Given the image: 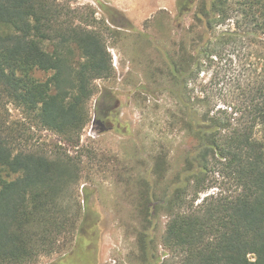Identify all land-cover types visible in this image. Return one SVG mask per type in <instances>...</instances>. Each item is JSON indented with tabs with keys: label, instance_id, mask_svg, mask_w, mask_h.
<instances>
[{
	"label": "trees",
	"instance_id": "obj_1",
	"mask_svg": "<svg viewBox=\"0 0 264 264\" xmlns=\"http://www.w3.org/2000/svg\"><path fill=\"white\" fill-rule=\"evenodd\" d=\"M77 1L0 0V99L74 147L94 82L114 70L92 27L95 10ZM175 7V18L193 13V22L171 50L157 48L167 56L173 118L192 143L160 193L162 152L155 179L138 181L141 213L168 215L160 238L168 257L155 262L145 231L141 256L149 264H264V0H176ZM20 138L0 112V264H36L61 236L86 232L93 245L87 203L72 214L63 204L78 163L68 153L21 146Z\"/></svg>",
	"mask_w": 264,
	"mask_h": 264
},
{
	"label": "rangeland",
	"instance_id": "obj_2",
	"mask_svg": "<svg viewBox=\"0 0 264 264\" xmlns=\"http://www.w3.org/2000/svg\"><path fill=\"white\" fill-rule=\"evenodd\" d=\"M175 3L78 0L74 4L86 7V11H90L88 7L95 10L98 23L92 27L103 34L114 69L110 78L94 82L96 93L88 101L89 120L78 146L65 143L59 135L41 128L0 99V112L11 128L21 133V146L42 148L50 155L55 151L68 153L78 163V181L68 188L63 204L72 214L80 206L83 213L87 203L92 213L85 228L88 233L95 231L93 245L86 232L79 238L75 234L71 241L61 236L55 250L40 256L36 264H53L60 259L61 264H149L141 256L143 231L155 262L168 257L160 245L167 212L153 208V214L141 213L138 181L146 174L155 179L151 168L162 152L167 168L165 178L156 186L155 191L160 193L182 168L192 143L173 118L176 106L164 65L167 56L157 48L160 45L171 50L173 41L185 35L193 22V13L175 18ZM229 23L216 30L229 27ZM127 24L130 29L116 26ZM96 112L103 115V121H95ZM258 136L264 138V128Z\"/></svg>",
	"mask_w": 264,
	"mask_h": 264
}]
</instances>
